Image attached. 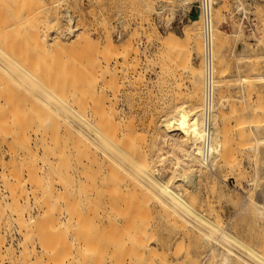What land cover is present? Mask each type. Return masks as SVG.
I'll use <instances>...</instances> for the list:
<instances>
[{"label": "rangeland", "instance_id": "1", "mask_svg": "<svg viewBox=\"0 0 264 264\" xmlns=\"http://www.w3.org/2000/svg\"><path fill=\"white\" fill-rule=\"evenodd\" d=\"M13 1H8L9 3L13 2L12 5L9 4L10 6L5 2L4 6L6 9H4L3 12L1 9L2 6L0 8L3 16L5 15L3 17L5 22L7 21L5 24L3 18L1 19L2 14H0L2 26L10 24L12 21L14 23L11 24L17 23V27H15L16 30H13L15 32L8 30L4 32L3 36L1 35L2 38L0 37L1 47L5 42L3 44L4 48H0L2 52L0 53V200H3V202L0 201L2 203L0 204V264H82L83 261H85L84 264H94L95 261H97V263L95 262L96 264H136L140 260L142 264H187L188 262L190 264H215L217 261L214 262L211 255H213L212 253H214V251L217 253L220 249L230 253L232 264H261L260 259H264V215L259 217L255 213V208L253 206L255 205V201L264 200V178H262L264 177V163L262 162L264 144L261 143V145L257 143V140L260 138L259 136H264V134H262L264 133V80L261 79V77H264V42L262 41L264 39L262 37L264 31V0H216L217 2L214 8L220 7L218 9L219 11L217 10L219 15L216 14L217 11L214 10V12L212 9V13H215L217 17L220 18V36L217 39H220V43L217 41L216 53L218 57L216 56L217 58L214 61L215 70L217 71H215V87L217 88H215L216 107L213 117L216 118L219 141H222H220V144L221 148L224 150L221 148L219 150L215 172L212 174L208 173L209 175H199L195 182V186H192L189 182V177L186 173L181 176L179 175L177 171L179 166L174 162V155H165V159L159 161V156L162 152L163 154L165 153V147L168 149V146L165 145L166 142L163 143V141H165V132H163L161 121L174 116L180 110L192 112L193 109L201 111L199 109L202 108V86H200L202 84V61L200 55L201 39L197 37H194V39H186L183 37L182 32L187 21L185 18V11L190 10L191 15L195 12L194 0H53V2L52 0H39V5L42 4V8L38 6V3L36 5L39 8L35 5L36 0H29L30 3L33 2L34 5L32 3L30 4L29 1L28 4L26 3L27 5H25L26 0H18L19 3H15L17 0ZM21 2L24 4H21ZM16 4L22 5L21 7L27 6L30 12H28V8H26L27 10L24 8L26 11L22 12L20 5L18 6ZM13 5L17 8L15 9ZM10 7L16 12H18L17 9L19 10L21 8L19 14L23 18L27 14L29 15L25 17L27 18L26 20H28V17L32 19L31 13L33 12V16H35L33 19L36 18V20L35 22L31 20L29 24L32 22L34 23L33 25H38L37 30L39 36L37 35L36 37L33 34V36L26 35L29 37V40L28 38L26 39V36L23 37L24 39L20 38L23 44L19 42L21 40H16V37L20 36V34L23 36L25 34L24 32L29 34L30 31L28 32L27 28L32 29L33 25L30 24L32 26L28 27L29 24L26 25V21H23V18L19 15L18 16L21 17L19 19L23 22L19 19L17 20L15 15L16 12H12L13 9L11 10ZM33 7L34 9L37 7L41 11H39V14L37 13L39 16L35 15L38 9L33 11ZM152 8L153 10L151 11ZM12 15L14 16L12 17ZM67 16L71 17L72 22L75 23V28L78 27L75 34L81 32V37L77 35L80 40H85V36H88H86V39H88L85 40L87 43L86 45H89L90 48V51L87 50L90 52L88 55H90L91 52L93 54L89 57H94L98 54V52L95 53L96 55L94 54V51L96 52L97 50H94L93 47L95 46H92L94 45L92 43L96 42L95 45L98 44V47L103 46V35H105L106 32L111 37L113 44L116 43L120 45H118V47L114 45L115 49H119V52L117 50L112 52H118L121 58L113 54L106 69L104 68V73H101V77L94 76L100 74H96V69L94 75L92 74L93 72L88 73L91 67L90 63L91 65L94 64H92V61L90 62L91 58L87 60L89 65L86 64V66L82 64L86 62L85 57H87V51L85 49L82 50V48L87 47L83 46V44H85L84 40H81L82 42L79 40V42L78 39L76 40L75 37H72L73 35L67 36V39H60L62 40L60 42L63 46L64 44L68 46H66V50L69 48L68 51L64 49V52L66 51L64 54L56 48V44L54 45L55 39L49 41L50 38L48 35L52 34V30L55 28H53V25L56 26L57 22L58 24H64ZM14 17L17 22L14 20L11 21ZM19 21L20 25H22L21 30L24 24V27L26 26V28L23 27L25 31L22 30L24 34L22 31L18 32L19 29L17 28L20 27L18 25ZM40 22L42 25H40ZM148 24L156 25L157 33H152ZM47 25L49 28H52L49 29ZM44 26H46L45 29H43ZM146 27L148 28L146 29ZM199 27V31L197 30L198 32H200ZM40 28L42 30H40ZM35 29L36 28H33V31ZM33 31H31V33H33ZM42 31L44 34L47 33L48 35L46 34L47 36L44 37L43 33H41ZM83 33L85 36H83ZM168 33H176L180 36V40H178L180 43L177 42L180 46L176 45L177 48L176 46L171 47L174 48L173 51L172 49H166L162 44L160 46L161 41L158 40L166 38L165 36ZM149 34L150 36H148ZM4 35L8 40H4ZM40 35H42V39ZM156 37L160 38L157 39ZM14 40L16 42L18 41L17 45L16 43L15 45L13 44ZM73 41H76V43L78 41L79 44H81L79 45L81 49H78L79 46L76 47L78 50H82L81 52L74 50L76 45ZM43 43H45L44 47ZM73 43L75 46H73ZM37 44H39L38 50L41 49L39 50V55L37 53L38 50L36 51ZM68 44H70V46ZM90 44H92V48ZM125 44L128 45L125 46ZM49 45L52 47L50 48ZM122 46H124V48ZM53 47L55 49H53ZM42 48H48L51 51ZM7 50L8 52H6ZM33 50V55L27 54V52L30 53ZM54 50L56 51L54 52ZM69 51L72 53L69 54L70 57L73 55V57H71L73 60L67 54ZM4 52L6 54H4ZM74 52H76V54H73ZM82 52H85V54H82ZM60 53L62 54L61 56ZM124 53L129 54L124 55ZM160 55L161 57H159ZM182 55L185 56V58H183ZM63 56L66 57L68 62L62 60ZM77 56L79 59H76ZM125 56L126 58H124ZM82 57L84 59H82ZM113 57H115L116 60H114ZM74 60H78V62ZM121 60L122 62H120ZM178 60L179 63H177ZM113 62H117L115 66ZM215 62L217 65H215ZM81 65L83 67L80 68ZM39 67L42 68L39 69ZM93 67L96 68V64L91 67V71L92 69L94 70ZM191 67L194 70H192ZM21 68L22 70H20ZM83 68L87 69L86 71L88 72L86 73ZM116 69L118 71H115ZM37 70L41 72L40 77V72ZM56 71H58V73ZM107 71H115L112 72L115 75ZM84 72L83 81V78L81 80L80 78ZM80 73L81 75H78ZM200 73L201 75H199ZM70 74L73 75L71 76ZM89 74H91V77ZM87 76L89 79H87ZM243 77L246 78L247 81L245 79L243 80ZM17 78H20V80ZM76 79H78L77 82L73 83ZM85 79L87 81H85ZM104 80L107 82L105 83ZM43 81L47 82V84ZM66 82L68 84H65ZM87 82L91 84H88L89 88ZM73 84L77 85L79 88L76 90ZM82 85H84L85 88ZM93 85L94 88L92 87ZM177 86L180 88L178 89ZM101 88H103L104 91H102ZM80 89L83 96L78 93ZM98 89H100V91ZM89 92H91V94ZM97 93L99 95L104 93V95L101 94V98V95L99 96ZM179 93L181 94L180 96ZM78 94L80 98L82 96L80 99L81 101L79 100ZM89 94L94 98L92 99V96L89 98ZM72 95H76L75 98H73ZM40 96L43 98L40 99ZM103 97H105L106 100H101V102L100 99H104ZM83 98H85V101H83ZM107 98L109 100H107ZM5 99H7V102ZM90 99H92V101ZM112 101L113 103L115 102V105ZM78 103L82 104L79 105ZM192 103L193 105H190ZM8 106L12 107V109ZM81 106L86 107L83 109L84 111H88L93 107V113L96 111L95 113L97 115L101 112L100 110L107 109V111L104 112L105 117L107 115L108 118L114 120H109L111 124L108 122V126L111 125L109 129H112L111 131L109 130V133H114V131L116 129L118 130V127H120V131L118 130L119 132H117V130L115 131V133H117L116 137L120 136L127 140L125 144H128L127 146H129V148H127L130 149V154L133 153V156L136 154V158L138 159V154L141 156V153L144 152V158L151 161L150 166L152 169L158 170L160 174H158V176L163 177L171 187L179 185L181 193L183 192L182 197L188 202L194 213L210 221L217 229H222L231 234L235 237L237 242L228 243L223 238L219 239L220 234L218 231H215L216 233L213 232L214 230H211L206 224L201 223L202 221H199L195 216L186 213L184 210L164 204L160 196H157V194H155V196L149 190H146V192H139L140 194H145L144 196L142 194V196H139V193L137 194L138 189L135 190V199L141 201L143 197L142 203L140 201L139 203L142 206L144 204V206L142 208L136 201L134 206L136 208L141 207V209L138 208L137 211L136 208H134L137 212L136 213L134 210V214L141 212L138 215H132L130 219L126 217L129 216V212L126 213V215L123 214L125 217L119 215L117 217L113 216L114 218L101 213L103 206H100L101 204L104 205L105 201V199H103L105 195L102 194L104 192V185L99 189V193L94 195L91 199L92 201L90 200L91 203L80 204L77 197L78 192H74L77 188L74 161V155L76 154H74V151L77 147V142L74 140L77 139L75 130L76 111H78L77 108H81ZM5 107L8 108V110ZM117 112L118 115H116ZM118 118H120V120ZM129 119H132L133 122ZM237 119L238 123L236 122ZM61 120L64 122L65 126L63 130L66 129L67 131V128H69L70 132H67L70 133L69 135L71 137L65 130L64 132L62 131L61 127L63 126V122ZM127 120L130 122L127 123ZM60 121L62 122V126ZM115 121L116 124H119H117V128L112 126L115 124ZM22 122L28 126L24 125ZM257 122H259V124ZM236 123L238 126H236ZM126 124L131 126L129 129H133V132L126 129L128 128ZM39 125L42 126L43 133H40L42 129H38V127H40ZM113 127L115 130H113ZM258 128L259 130H257ZM257 132H259V134ZM112 133L111 135L114 136L115 133L114 135ZM247 139L249 140L247 141ZM125 144L124 147L126 146ZM42 149L45 150L42 151ZM128 149L127 151H129ZM130 154L128 153V157ZM175 154L179 155L178 151H176ZM141 158L143 159V157ZM261 174L262 176H259ZM129 175L132 180H135V174L132 175L130 173ZM210 175H213V177ZM183 176L187 177L184 181ZM258 192L259 194L262 193L263 196H261L262 194L259 196L257 194ZM64 193L66 194L63 196ZM95 198L97 201L100 200L98 202L99 205H97ZM55 199L58 201L56 202ZM60 199L66 201L67 204ZM43 200L52 201H45L47 205L43 204V206H41L42 203H44ZM17 201L19 202L17 205L19 207L21 206L20 208L12 205L15 202L18 203ZM53 201H55L54 204ZM5 202L7 204L13 202L9 204L13 210L10 208L8 209V205L5 206ZM155 203L157 204L155 205ZM48 204L51 206L49 207ZM95 205H97V208H94L96 207ZM46 206H48L49 209ZM86 206L88 208L91 207V209L88 210H93V212H88ZM18 209H21V211ZM10 210H12V212L16 211V213L21 212L22 214L14 215L11 214ZM64 212L68 215H65ZM146 213L149 215L147 216ZM70 216L71 218H69ZM139 217L142 219H139ZM133 225H135V228ZM143 228L145 231L142 230ZM11 239H13L12 242H10ZM11 243L13 244L10 246ZM24 246H26L24 248L26 252L29 250L27 253L25 250H23L24 252L22 251V247ZM244 247L253 249L254 254L258 257H254L253 255H251V257ZM124 248L125 250H123ZM89 251L90 253H88ZM87 254H89V258ZM91 255H95L96 259H94L95 256L92 257ZM135 256L138 259H136ZM214 257H216V255H214Z\"/></svg>", "mask_w": 264, "mask_h": 264}, {"label": "bare ground", "instance_id": "2", "mask_svg": "<svg viewBox=\"0 0 264 264\" xmlns=\"http://www.w3.org/2000/svg\"><path fill=\"white\" fill-rule=\"evenodd\" d=\"M4 0H0V8H1V6H2V12H3V10L4 9H6V7L4 6V4H5V2L6 3H8L7 5H9V4H11L12 5V3L14 2L13 0V2L11 3H9L8 1H4ZM28 1L29 0H26V2H25V5H27L28 4ZM33 1H35V0H33ZM39 0H36V3H35V5L38 3V6H41V8H42V4L41 5H39V2H38ZM44 1V0H43ZM47 1H49V0H47ZM18 2V0L17 1H15V3H17ZM52 2H53V0H52ZM120 2V1H119ZM181 2V1H180ZM216 0H211V3H212V8H211V21H210V48H209V50H208V54L206 53V48H205V46H204V43H203V34H202V23H201V16H200V13H199V9H198V0H194V11H195V13H196V15L194 16V15H191L190 14V10L188 11H185V18H186V23H185V28L183 29V37H185L186 39L188 38H193L194 39V37H197V38H200L201 39V61H202V84L200 85V86H202V108L201 109H199V110H201V111H198V110H195V109H193V110H195V111H193L192 110V108H191V110H192V112H190V111H188V110H180V111H178L174 116H172V117H169V118H167V119H164V120H162L161 121V125H162V129L164 130L163 132H165V134H164V140L165 141H163V143H165L166 142V144L165 145H167L168 146V149H166V147H165V153L163 154V152H162V154L159 156V161H161V160H163V159H165V155H168V154H172V155H174L175 156V158H173V159H175V161L174 162H176L175 164H177L178 166H179V168L177 169V171H178V173H179V175L181 176L182 174H187L188 175V177H189V182L192 184V186H195V182H196V180H197V177H199V175H202V174H204V175H209L210 173L212 174V173H214L215 172V166L217 165L216 164V160H217V158H218V156H219V150H220V148H221V144H220V141H219V136H218V129H217V123H216V118L215 117H213L214 116V111H215V88H217V87H215V74H216V70H215V66H214V61L216 60V58L218 57L217 56V49H216V44L218 45V43H217V41H219V40H217L218 38H219V36H220V28H219V19L220 18H218L217 17V15H219V8L217 7H215L214 8V5L216 4ZM223 2V1H222ZM19 3V2H18ZM23 2H21V4H22ZM27 3V4H26ZM29 3H30V1H29ZM32 4H33V2H31ZM30 3V4H31ZM44 3V2H43ZM151 3V2H150ZM184 3V2H183ZM191 3V2H190ZM24 4V3H23ZM46 4V3H45ZM15 5V4H14ZM13 5V7L16 9L17 7L16 6H14ZM16 5H20V4H16ZM34 5V4H33ZM67 5V4H66ZM186 5V4H185ZM10 6V5H9ZM22 5H20V7H21ZM37 6V5H36ZM37 6V7H38ZM165 6V5H164ZM3 7H5V8H3ZM19 7V8H20ZM29 7H30V5H29ZM35 7V6H34ZM34 7H33V9H34ZM35 8L36 10L39 8ZM44 7H46V6H44ZM51 7V6H50ZM163 7V6H162ZM189 7V6H188ZM192 7V6H191ZM22 8V12H24V11H26L27 9L26 8H28L27 6H24V7H21ZM21 8L18 10L17 9V11L18 12H16L13 8V11L12 12H16V17H17V20L19 19V18H21L22 16L19 14L20 12H21ZM26 10H25V9ZM40 8V9H41ZM160 8V7H159ZM173 8V7H172ZM10 9H11V7H10ZM11 9V10H12ZM35 9L33 10V11H35ZM77 9V8H76ZM212 9H213V11L215 10V11H217L216 12V14L215 13H212ZM46 10V9H45ZM153 10V8L151 9V11ZM159 10V9H158ZM9 11V10H8ZM38 11V12H37ZM36 11V13H35V15L37 16L38 14H39V9ZM139 11V10H138ZM214 11V12H215ZM11 12V13H12ZM28 12H30L29 11V8H28ZM27 12V13H28ZM31 12H32V10H31ZM41 12V11H40ZM154 12V11H153ZM157 12V11H156ZM7 13V12H6ZM13 13V14H14ZM38 13V14H37ZM189 13V14H188ZM0 14H2V16H1V19L5 16H3V13H1V11H0ZM30 14V13H29ZM32 14V19L30 18L29 19V17H28V20H26L27 18H25V17H27V15L26 16H24V18H23V21L25 20L26 21V25L27 24H29V22L32 20V22L34 21L35 22V20H36V18L35 19H33V17H35V16H33V12L31 13ZM31 14H30V17H31ZM21 16V17H19V16ZM40 15H42V14H40ZM14 15H12V17H13ZM29 16V15H28ZM39 16V15H38ZM66 16V15H65ZM8 17V16H7ZM41 17V16H40ZM6 18V17H5ZM46 18H48V17H46ZM1 19H0V22H1ZM11 19V18H10ZM40 19V18H39ZM142 19H143V17H142ZM3 20H4V18H3ZM12 20H14V21H16L17 22V20H16V18L14 17L13 19H11V21ZM20 21H21V19H19ZM41 20V19H40ZM51 20V19H50ZM65 20V19H64ZM20 21H19V28H17V29H19V31L18 32H20V31H22V30H24L25 31V29L24 28H26V26L24 27V25H23V27H22V30H21V26L22 25H20ZM23 21H21V22H23ZM27 21H28V23H27ZM38 21V20H37ZM86 21V20H85ZM138 21H139V19H138ZM137 21V22H138ZM142 21V20H141ZM146 21V20H145ZM260 21V20H259ZM4 22H5V20H4ZM30 23V24H34V23ZM43 22V21H42ZM62 22V21H61ZM147 22V21H146ZM7 23V21L5 22V24ZM11 23H14L13 21L12 22H10V24H8V25H5V26H2V22L0 23V37L2 38V36H3V34H4V32H7L8 30H12V32H15V31H13L14 29L16 30V28L15 27H17L16 26V24H11ZM39 23V22H38ZM147 23H149V22H147ZM146 23V24H147ZM153 23V22H152ZM29 24V26L28 27H31L32 25H30ZM46 24V23H45ZM75 23H73L72 22V19H71V17L70 16H67L66 17V21H65V23L64 24H58V22H57V25H56V22H55V25L56 26H54L53 25V33L52 34H47L48 35V37L50 38L49 39V41H52V40H54V45L56 46V48L57 49H59L60 51H62L63 52V54L64 53H66V51H68L69 50V48H68V50H66L67 49V47L65 46V44H64V46H63V44H61V42L60 41H62V40H60V39H63V38H65V39H67L68 37L67 36H72L73 38L75 37V39L77 40L78 39V41L80 40L78 37L80 36V33L79 34H75V32L77 31V28H75V25H74ZM81 24V23H80ZM102 24V23H101ZM4 25V24H3ZM40 25H42L41 24V22H40ZM35 26V27H34ZM80 26V25H79ZM148 26L150 27V30L152 31V33L153 32H156L157 33V28L154 26V25H152V24H148ZM183 26V25H182ZM200 26V27H199ZM42 27V26H41ZM45 27L46 26H44V28L43 29H45ZM47 27H48V25H47ZM198 27L200 28V32H198L199 30H198ZM33 28H36L35 30H37V28H38V25L36 26V25H33L32 26V29H29V28H27V30H28V32H29V34H31V35H29V34H27V32H24L23 33V31H22V33L24 34L23 36H21V34H20V36H18V37H16V40L18 39V40H21V39H24L23 37L24 36H33V35H35L36 37H37V35L39 36V34H38V30L37 31H33ZM49 28V27H48ZM47 28V29H48ZM52 27H50L49 29H51ZM123 28V27H122ZM139 28V27H138ZM143 28V27H142ZM148 27H146V29H147ZM83 29V28H82ZM40 30H42L41 28H40ZM105 30V29H104ZM123 30H124V28H123ZM198 30V31H197ZM264 30V29H263ZM31 31H33V33H31ZM46 31V30H45ZM79 31V30H78ZM81 31V30H80ZM146 31V30H145ZM106 32V31H105ZM133 32V31H132ZM147 32V31H146ZM9 33V32H8ZM16 33H17V31H16ZM37 33V34H36ZM41 33H43V31L41 32ZM156 33H154V34H156ZM13 34V33H12ZM33 34V35H32ZM46 34H44L43 33V35H44V37L45 36H47ZM89 34V33H88ZM147 34H148V32H147ZM151 34V33H150ZM150 34L148 35V36H150ZM219 34V35H218ZM2 35V36H1ZM13 35H16V34H13ZM12 35V36H13ZM77 35H79L78 37H77ZM134 35V34H133ZM156 35H158V34H156ZM263 36V38H264V31H263V34H262ZM10 36H11V34H10ZM26 36V39L28 38V40H29V37H27ZM41 36V39H42V35H40ZM83 36H85L84 35V33H83ZM82 36V37H83ZM87 36V35H86ZM86 36H85V40H87L86 39ZM35 37V38H36ZM77 37V38H76ZM81 37V36H80ZM88 37V36H87ZM103 37H104V45L103 46H100V47H98V44H96L95 45V43H92V44H94V45H92V44H90V46L92 45V46H95V47H93L94 48V50H97L96 52L94 51V54L95 53H97L98 52V54L96 55V56H92V57H89V56H91V55H93L92 54V52H91V54L90 55H88V53H90V52H88L87 50H89L90 48H89V45L87 46L86 44V41L84 40V39H81V40H84L85 41V44H83V46H87L86 48H88V49H86V48H82V50L83 49H85L86 51H87V53H86V56L87 57H85V55H84V57H85V63H82V64H84V65H89V63H87L88 61V59L90 60V58H91V60H90V62L92 61V64L93 65H95L96 64V68H94V70L92 69V71H91V67L93 66V65H91V63H90V71L88 72V71H86L87 69H85V68H83V69H85V71H86V73L88 72V73H92L93 75L95 74L94 72L96 71V74L97 73H100V74H98V75H94L95 77H97V76H99V77H101V73H104V68L106 69V67H107V65L109 64V61L111 60V56H113V54H115L116 55V57L118 56V57H120L119 56V49L117 50V49H115V47H118V45L115 43V44H113V41H112V39H111V37L109 36V34L106 32L105 33V35H103ZM166 38H164V37H162V38H164V39H162V40H160V39H158V38H160V37H156L159 41H161V43L160 42H158V43H160V46H161V44L166 48V49H172V51L174 50V48H171V47H173V46H176V45H179V44H177V42L178 43H180L178 40H180V36H178L176 33H168L166 36H165ZM182 37V38H183ZM3 38H5V35H4V37ZM12 38V37H11ZM21 38V39H20ZM35 38H33V39H35ZM127 38V37H126ZM126 38H125V40H126ZM220 38H222V37H220ZM224 38V37H223ZM25 39V40H26ZM32 39V38H31ZM40 39V38H39ZM38 39V40H39ZM40 39V40H41ZM74 39V40H75ZM192 39V40H193ZM259 39V38H258ZM4 40H8V39H4ZM45 40V39H44ZM44 40H42V41H44ZM73 40V39H72ZM80 40V41H81ZM101 40V39H100ZM103 40V39H102ZM128 40V39H127ZM148 40H150V39H148ZM262 40V39H261ZM31 41V40H30ZM42 41H41V44H42ZM77 41V43H78V45H77V43H76V41H73L74 43H75V45H74V43H73V46H75V49L74 50H78V49H81L80 48V46L79 45H81V44H79V42ZM90 41V40H89ZM213 41H214V43H213ZM226 41V40H225ZM263 42H264V39L262 40ZM18 42V41H17ZM17 42L14 40V45H15V43H16V45H17ZM20 43H22V40L21 41H19ZM27 42V41H26ZM35 42V41H34ZM40 42V41H39ZM38 42V43H39ZM46 42V41H45ZM47 42H48V40H47ZM47 42H46V44H47ZM82 42V41H81ZM153 42V41H152ZM188 42V41H187ZM190 42V41H189ZM200 42V41H199ZM5 43V42H4ZM3 43V44H4ZM19 43V44H20ZM30 43V42H29ZM50 43V42H49ZM63 43V42H62ZM72 43V42H71ZM70 43V44H71ZM84 43V42H83ZM139 43V42H138ZM149 43V42H148ZM219 43H220V41H219ZM2 44V47H1V45H0V48H4L3 45ZM6 44H7V42H6ZM5 44V45H6ZM23 44V43H22ZM27 44V43H26ZM36 44V43H35ZM34 44V45H35ZM70 44H68L69 46H70ZM122 44V43H121ZM213 44H214V48H213ZM31 45V44H30ZM38 45L39 44H37V49H36V51L38 50ZM44 45H45V43H43V47H44ZM51 45V44H50ZM50 45H49V47H50ZM100 45V44H99ZM114 45H117V46H115L114 47ZM128 45V44H127ZM126 44H125V46H127ZM8 46V45H7ZM33 46V45H32ZM77 46H79V48L77 49L76 47ZM92 46H91V48H92ZM120 46V45H119ZM136 46V45H135ZM162 46V47H163ZM180 46V45H179ZM9 47V46H8ZM8 47H7V49H8ZM35 47V46H34ZM52 47V46H51ZM50 47V48H51ZM72 47V46H71ZM82 47V46H81ZM123 48H124V46H122ZM163 47V48H164ZM21 48V47H20ZM123 48H122V50H123ZM176 48H177V46H176ZM25 49V48H24ZM24 49H23V51H24ZM42 49H45V48H42ZM48 49V48H47ZM47 49H45V50H47ZM53 49H55L54 47H53ZM64 49L66 50L65 52H64ZM73 49H71V50H73ZM114 49V50H113ZM133 49H134V47H133ZM132 49V50H133ZM135 49H136V47H135ZM162 49V48H161ZM180 49V48H179ZM1 50V49H0ZM4 50V49H3ZM29 50H31V49H29ZM35 50V49H34ZM34 50L33 51H31L30 53L29 52H27V54H31V55H33L32 54V52L34 53ZM39 50H41V49H39ZM39 50H38V55H39ZM44 50V51H45ZM82 50H78V52H81ZM118 51L117 53H115V52H112V51ZM177 51H179L178 49H176ZM183 50V49H182ZM25 51H26V49H25ZM43 51V50H42ZM41 51V52H42ZM48 51H51L50 49H48ZM56 50H54V52H55ZM59 51V52H60ZM90 51V50H89ZM165 51V50H164ZM181 51V50H180ZM6 52H8V50L6 51ZM16 52V51H15ZM124 52H125V50H124ZM132 52H134V51H132ZM162 52V51H161ZM182 52V51H181ZM0 53H2L1 51H0ZM24 53V52H23ZM22 53V54H23ZM43 53H46V52H43ZM42 53V54H43ZM51 53V52H50ZM57 53V52H56ZM85 54V52H82V54ZM110 53H112V54H110ZM120 53H122V52H120ZM126 53V52H125ZM124 53V55H127V54H129V53H127V54H125ZM175 53V52H174ZM198 53H199V51H198ZM4 54H6L5 52H4ZM36 54V53H35ZM41 54V55H42ZM67 54L69 55V54H72V53H70V51H69V53L67 52ZM73 54H76V52H74ZM79 54V53H78ZM77 54V55H78ZM185 54V53H184ZM197 54V53H196ZM9 55V54H8ZM49 55V54H48ZM55 55V54H54ZM62 54L60 53V56H61ZM80 55H81V53H80ZM114 55V56H115ZM136 55V54H135ZM161 55H162V53H161ZM161 55L159 56V57H161ZM177 55V54H176ZM6 56V55H5ZM76 56V55H75ZM74 56V57H75ZM82 56V55H81ZM81 56H80V58H81ZM121 56H123V55H121ZM217 56V57H216ZM9 57V56H8ZM13 57V56H12ZM65 56H63V58H62V60L64 61V60H66L67 61V59H66V57L64 58ZM69 57H70V55H69ZM71 57H73V55L71 56ZM70 57V58H71ZM78 57V56H77ZM76 57V59H79V57L77 58ZM89 57V58H88ZM182 57L183 58H185V56H183L182 55ZM18 58V57H17ZM17 58H14V59H17ZM21 58V57H20ZM19 58V59H20ZM68 58V57H67ZM114 58V60H116V58L115 57H113ZM121 58V57H120ZM123 58V57H122ZM124 58H126V56L124 57ZM134 58V57H133ZM173 58V57H172ZM176 58V57H175ZM179 58H180V55H179ZM21 59H23V58H21ZM60 59V58H59ZM69 59V58H68ZM72 60H73V58H71ZM71 59H70V61H71ZM82 59H84L83 57H82ZM81 59V60H82ZM178 59V58H177ZM9 60H10V58H9ZM185 60V59H184ZM13 61H15V60H13ZM17 61H19V60H17ZM61 61V60H60ZM74 61H77L78 62V60H74ZM94 61V62H93ZM172 61V60H171ZM12 62V61H11ZM20 62V61H19ZM68 62V61H67ZM81 62V61H80ZM118 62V61H117ZM117 62H115V63H117ZM120 62H122V60L120 61ZM126 62V61H125ZM181 62V61H180ZM186 62V61H185ZM254 62V61H253ZM64 63V62H63ZM114 63V62H113ZM115 63H114V66H115ZM174 63V62H173ZM177 63H179V60L177 61ZM183 63V62H182ZM218 63V62H217ZM4 64V63H3ZM12 64V63H11ZM23 64V63H22ZM127 64V63H126ZM125 64V65H126ZM1 65V64H0ZM25 65V64H24ZM36 65V64H35ZM67 65V64H66ZM70 65V64H69ZM78 65H79V63H78ZM86 65V66H87ZM121 65V64H120ZM177 65V64H176ZM215 65H217L216 64V62H215ZM19 66V65H18ZM28 66V65H27ZM26 66V67H27ZM33 66V65H32ZM37 66V65H36ZM13 67H14V65H13ZM17 67V66H16ZM15 67V68H16ZM34 67V66H33ZM38 67V66H37ZM73 67H75V66H73ZM79 67V66H78ZM81 67H83L82 65L80 66V68ZM128 67H129V65H128ZM133 67V66H132ZM20 68V67H19ZM23 68V67H22ZM22 68L20 69V70H22ZM28 68V67H27ZM26 68V69H27ZM40 68H42V67H39V69ZM66 68V67H65ZM64 68V69H65ZM114 68H116V67H114ZM126 68V67H125ZM136 68V67H135ZM176 68H178V67H176ZM192 68V67H191ZM24 69V68H23ZM33 69V68H32ZM36 69V68H35ZM59 69H61V68H59ZM68 69V68H67ZM66 69V70H67ZM72 69V68H71ZM77 69V68H76ZM82 69V70H83ZM96 69V70H95ZM108 69V68H107ZM110 69V68H109ZM119 69V68H118ZM3 70H4V68H3ZM78 70V69H77ZM102 70H103V72H102ZM111 70H113V69H111ZM129 70V69H128ZM170 70V69H169ZM174 70H176V69H174ZM184 70V69H183ZM192 70H194L193 68H192ZM199 70V69H198ZM9 71V70H8ZM24 71H25V69H24ZM38 71V70H37ZM43 71V70H42ZM79 71H80V69H79ZM115 71H118L117 69L115 70ZM115 71H110L111 73L112 72H115ZM127 71V70H126ZM188 71V70H187ZM196 71V70H195ZM216 71V72H215ZM23 72V71H22ZM26 72V71H25ZM38 72H40V71H38ZM57 73H58V71H56ZM67 72V71H66ZM83 72V71H82ZM105 72H106V70H105ZM107 72H109V71H107ZM109 72V73H110ZM132 72H134V71H132ZM196 72H198V71H196ZM199 72H201V71H199ZM219 72H220V70H219ZM2 73V72H1ZM10 73V72H9ZM27 73V72H26ZM34 73V72H33ZM36 73V72H35ZM71 73V72H70ZM78 73V72H77ZM77 73H74V74H77ZM125 73V72H124ZM168 73V72H167ZM166 73V74H167ZM29 74V73H28ZM38 74V73H37ZM43 74V73H42ZM69 74V73H68ZM83 75L81 76V78H80V80L84 77V74H85V72L84 73H82ZM107 74V73H106ZM113 74V73H112ZM133 74V73H132ZM139 74V73H138ZM164 74V73H163ZM162 74V75H163ZM7 75H9V74H7ZM34 75H36V74H34ZM40 75H41V72H40V74H39V77H40ZM71 76L73 75V74H70ZM78 75H81V73L80 74H78ZM91 74H89V76H90ZM113 75H115V74H113ZM112 75V76H113ZM119 75V74H118ZM126 75V74H125ZM137 75V74H136ZM140 75V74H139ZM199 75H201V73L199 74ZM246 75V74H245ZM14 76V75H13ZM24 76V75H23ZM22 76V77H23ZM32 76V75H31ZM37 76V75H36ZM46 76V75H45ZM86 76V75H85ZM166 76V75H165ZM8 77V76H7ZM26 77V76H25ZM27 77H29V76H27ZM73 77H75V76H73ZM79 77V76H78ZM88 77V76H87ZM91 77V76H90ZM106 77V76H105ZM111 77V76H110ZM109 77V78H110ZM246 77V76H245ZM16 78V77H15ZM31 78V77H30ZM29 78V79H30ZM59 78V77H58ZM58 78H57V80H58ZM112 78V77H111ZM110 78V79H111ZM114 78V77H113ZM124 78V77H123ZM18 79V78H17ZM22 79V78H21ZM28 79V80H29ZM32 79V78H31ZM40 79V78H39ZM87 79H89V77L87 78ZM92 79H94V78H92ZM141 79H142V77H141ZM168 79V78H167ZM172 79H173V77H172ZM178 79H179V77H178ZM241 79V78H240ZM243 80L245 79L246 80V78H242ZM257 79H259V78H257ZM261 79L262 80H264V77H261ZM18 80H20V78L18 79ZM46 80V79H45ZM67 80V79H66ZM77 80L78 79H76V81L75 82H73V83H76L77 82ZM80 80H79V82H80ZM91 80V79H90ZM101 80V79H100ZM242 80V81H243ZM3 81V80H2ZM4 81H5V78H4ZM11 81V80H10ZM25 81V80H24ZM31 81V80H30ZM33 81V80H32ZM36 81V80H35ZM68 81V80H67ZM83 81H84V78H83ZM82 81V82H83ZM85 81H87L86 79H85ZM92 81V80H91ZM95 81V80H94ZM105 81V83L107 82L106 80H104ZM113 81V80H112ZM133 81V80H132ZM136 81V80H135ZM134 81V82H135ZM141 81V80H140ZM192 81H193V79H192ZM217 81V80H216ZM247 81V80H246ZM19 82V81H18ZM29 82V81H28ZM43 82H45V81H43ZM59 82V81H58ZM61 82V81H60ZM97 82V81H96ZM109 82V81H108ZM175 82V81H174ZM179 82V81H178ZM194 82V81H193ZM7 83V82H6ZM21 83H22V81H21ZM46 84H47V82H45ZM102 83V82H101ZM170 83V82H169ZM195 83V82H194ZM5 84V83H4ZM4 84H3V86H4ZM9 84V83H8ZM25 84V83H24ZM40 84V83H39ZM44 84V83H43ZM65 84H68L67 82L65 83ZM79 84V83H78ZM91 85L90 83H88L87 82V85ZM96 84V83H95ZM134 84V83H133ZM193 84V83H192ZM41 85V84H40ZM74 85V84H73ZM86 85V86H87ZM89 85H88V88H89ZM119 85V84H118ZM132 85V84H131ZM138 85V84H137ZM199 85V84H198ZM2 86V87H3ZM6 86H8V85H6ZM16 86V85H15ZM24 86V85H23ZM44 86H45V84H44ZM83 87H84V85H82ZM96 86V85H95ZM100 86V85H99ZM108 86V85H107ZM130 86V85H129ZM136 86V85H135ZM179 86V85H178ZM177 86V87H178ZM5 87V86H4ZM9 87H10V85H9ZM43 87V86H42ZM74 87H76V90H77V88H79V87H77V85H74ZM80 87H81V85H80ZM93 88H94V85L92 86ZM102 87V86H101ZM192 87V86H191ZM28 88V87H27ZM48 88V87H47ZM85 88V87H84ZM92 88V89H93ZM100 88V87H99ZM134 88V87H133ZM180 87H178V89H179ZM183 88H185V87H183ZM4 89V88H3ZM46 89V88H45ZM72 89V88H71ZM90 89H91V87H90ZM102 89V91H104V89L103 88H101ZM163 89V88H162ZM162 89H161V91H162ZM167 89V88H166ZM53 90V89H52ZM99 91H100V89H98ZM149 90V89H148ZM171 90V89H170ZM78 91H80V92H78V93H80V94H82V96H83V93H81V89L80 90H78ZM88 91V90H87ZM91 91V90H90ZM188 91V90H187ZM53 92H54V90H53ZM131 92V91H130ZM134 92V91H133ZM149 92V91H148ZM158 92H159V90H158ZM179 92V91H178ZM58 93V92H57ZM90 94H91V92H89ZM94 93H95V90H94ZM88 94V93H87ZM89 94V95H90ZM96 94V93H95ZM98 94V93H97ZM102 95H104V93H101ZM100 94V95H101ZM160 94V93H159ZM163 94V93H162ZM167 94V93H166ZM79 95V94H78ZM99 95V94H98ZM99 95V96H100ZM102 95H101V98H102ZM169 95V94H168ZM181 94L179 93V96H180ZM39 96V95H38ZM43 96H45V95H43ZM73 96V95H72ZM76 96V95H75ZM75 96H73V98H75ZM82 96H81V98H82ZM92 95H90V96H88L89 98L91 97ZM99 96H98V98H99ZM130 96V95H129ZM177 96H178V94H177ZM51 97V96H50ZM59 97H60V95H59ZM63 97V96H62ZM78 97V96H77ZM76 97V98H77ZM106 97V96H105ZM105 97H103L104 99H100V101L101 100H106L105 99ZM189 97V96H188ZM6 98V97H5ZM8 98V97H7ZM43 98V97H42ZM41 98V96H40V99H42ZM80 98V95H79V100L81 99ZM92 99L94 98L93 96L91 97ZM97 98V97H96ZM201 98H199V99H201ZM9 99L11 100V98L9 97ZM38 99V98H37ZM60 99H61V97H60ZM92 99H90L91 101H92ZM192 99V98H191ZM76 100V99H75ZM97 100V99H96ZM107 100H109L108 98H107ZM127 100V99H126ZM176 100V99H175ZM196 100V99H195ZM5 101L7 102V99H5ZM9 101V100H8ZM44 101V100H43ZM42 101V102H43ZM81 101V100H80ZM83 101H85V98H83ZM83 101H82V103H83ZM117 101V100H116ZM134 101V100H133ZM156 101V100H155ZM96 102V101H95ZM102 102V101H101ZM130 102V101H129ZM175 102V101H174ZM198 102V101H197ZM9 103V102H8ZM82 103H80V104H82ZM107 103V102H106ZM111 103V102H110ZM109 103V104H110ZM112 103H113V101H112ZM115 103V102H114ZM113 103V104H114ZM189 103V102H188ZM10 104V103H9ZM79 104V103H78ZM77 104V105H78ZM79 104V105H80ZM163 104V103H162ZM198 104V103H197ZM197 104H195V105H197ZM45 105V104H44ZM73 105V104H72ZM107 105V104H106ZM105 105V106H106ZM115 105V104H114ZM133 105V104H132ZM131 105V106H132ZM190 105H193V103L192 104H190ZM7 106V105H6ZM64 106V105H63ZM67 106V105H66ZM76 106V105H75ZM91 106V105H90ZM93 106V105H92ZM104 106V107H105ZM177 106V105H176ZM199 106V105H198ZM9 107V106H8ZM89 107V106H88ZM108 107V106H107ZM112 107V106H111ZM162 107V106H161ZM6 108V107H5ZM10 109H12V107H9ZM82 108V109H81ZM81 108L79 107V108H77V110L78 111H76V119H75V125H76V137H77V139L76 140H74V141H76L75 143H76V146H74V147H76V149H75V151H74V156H75V158H74V161H75V178H76V184H77V188H76V191H74L75 193L76 192H78V199H79V202H80V204H82V203H89L90 202V200L94 197V195H96V194H98L99 193V189L100 188H102L103 187V185H104V192L102 193V194H104L105 196V198L103 197V199H105V201H104V205H102L101 204V206L100 207H102V214L104 213L105 215H108V216H111V217H117V216H121V215H123V214H125L126 215V213H128L129 214V216H126V217H129V219H130V217L133 215H135L137 212H136V210L138 209V208H140L141 209V207L143 208V206H144V204H143V206L139 203V201H137L135 198H136V194L134 195V192H135V190H137L138 189V192H137V194L139 193V192H146V190H149L151 193H153L154 195L155 194H157V196H160L162 199H163V201H164V204H166V205H170V206H174V207H178V208H180V209H182V210H184L186 213H188V214H191V215H193V216H195L199 221H202L201 223H204V224H206V226H208V228H210L211 230H214L213 232H217L218 231V233L220 234V236H219V239H224L226 242H228V243H231V242H237V240L235 239V237H233L231 234H229V233H227L226 231H223L222 229V231L221 230H219V229H217L215 226H214V224H212L210 221H208V220H206V219H203V217L201 218L199 215H197V213H194V211L192 210V208H191V206L188 204V202L182 197V193H181V190L179 189V185H175V186H173V187H171L168 183H167V181H165L164 179H163V177H161V176H158V170H154V169H152V167L150 166L151 165V161H148L149 159H146V158H144V152L143 153H141V156H140V154H138V152H137V154L139 155V156H137L138 157V159L136 158V154H134V156L132 155L133 153H131L130 154V149H128L129 148V146H127L128 144H125V142L127 141V140H125L124 138H121L120 136V139H119V137H116V135H117V133H115V131L117 130H115V128H117L116 126H118L117 124H116V121L114 122L115 124L114 125H112V126H114L113 127V130H115L114 131V133H115V135H114V133H112L114 136H112L111 135V133H109V127H111V125L110 126H108L109 125V123L111 124V122H109V120H111V118H108V116L106 115V117H105V114H104V112L105 111H107V109L106 110H100L99 112L101 113H99V115H97L95 112L96 111H94V113H93V107L92 108H90V110H88V111H84L83 109L84 108H86V107H82L81 106ZM88 108V109H89ZM97 108V107H96ZM101 108H102V105H101ZM143 108V107H142ZM154 108V107H153ZM7 110H8V108H6ZM70 109V108H69ZM98 109V108H97ZM126 109V108H125ZM208 109V111L210 110V121H211V126H212V137H211V151H212V156H211V158L209 159V161L208 162H206V161H203V159L201 158V141H202V125H203V119H204V117H205V113H206V110ZM95 110V109H94ZM109 110H110V108H109ZM111 110H112V108H111ZM116 110V109H115ZM120 110V109H119ZM133 110V109H132ZM157 110V109H156ZM116 111H118V110H116ZM124 111V110H123ZM69 112V111H68ZM114 112V111H113ZM129 112V111H128ZM158 112V111H157ZM66 113V112H65ZM106 113H108V112H106ZM110 113H111V111H110ZM159 113V112H158ZM111 115H112V113H111ZM116 115H118V112L116 113ZM218 115H219V113H218ZM222 115H223V113H222ZM121 116H122V112H121ZM144 116V115H143ZM111 117V116H110ZM150 117H151V115H150ZM158 117V116H157ZM70 118H72V117H70ZM108 118V119H107ZM113 118V117H112ZM132 118V117H131ZM64 119V118H63ZM119 120H120V118H118ZM152 119V118H151ZM159 119V118H158ZM15 120V119H14ZM25 120V119H24ZM28 120V119H27ZM38 120V119H37ZM108 120V121H107ZM130 121H132V119H129ZM251 120V119H250ZM250 120H248V121H250ZM62 121V120H61ZM60 121V122H61ZM73 121V120H72ZM111 121H114L113 119L111 120ZM129 121V122H130ZM139 121V120H138ZM152 121V120H151ZM150 121V122H151ZM28 122V121H27ZM63 122V121H62ZM62 122H61V126H62ZM109 122V123H108ZM128 122V120H127V123H129ZM133 122V121H132ZM131 122V123H132ZM140 122V121H139ZM148 122V121H147ZM236 122L238 123V119L236 120ZM239 122H241V121H239ZM243 122V121H242ZM12 123V122H11ZM23 123V122H22ZM122 123H123V121H122ZM121 123V124H122ZM130 123V124H131ZM137 123V122H136ZM236 123V124H237ZM251 123V122H250ZM258 124H259V122H257ZM24 124V123H23ZM129 124V125H130ZM234 124V123H233ZM245 124V123H244ZM264 124V123H263ZM24 125H26V126H28L27 124H24ZM23 125V126H24ZM31 125V124H30ZM147 125V124H146ZM255 125H257V124H255ZM18 126V125H17ZM40 126V125H39ZM142 126V125H141ZM148 126V125H147ZM236 126H238V124L236 125ZM259 126V125H258ZM42 126H40V127H38V129L40 128V129H42L41 128ZM68 127V126H67ZM66 127V128H67ZM126 127H128V128H126V129H129V127H131V126H128L127 124H126ZM63 128H65V126H64V122H63V126L61 127V129H62V131L64 132V130L66 131V129H64L63 130ZM74 128V127H73ZM119 129V131H120V127H118ZM124 128V127H123ZM133 128V127H132ZM68 130L67 131H69L70 129L69 128H67ZM148 129V128H147ZM242 129V128H241ZM112 130V129H111ZM110 130V131H111ZM117 130V132H119ZM123 130H125V129H123ZM129 130H131V132H133L132 130L133 129H129ZM237 130H238V128H237ZM257 130H259V128L257 129ZM37 131V130H36ZM42 132H40V133H43V129L41 130ZM66 131V132H67ZM152 131V130H151ZM226 131V130H225ZM264 131V130H263ZM70 132V131H69ZM69 132H67L68 133V135L70 134ZM129 132V131H128ZM131 132H130V134H131ZM36 133V132H35ZM66 133V134H67ZM239 133V132H238ZM243 133V132H242ZM258 134H259V132H257ZM72 134V133H71ZM146 134V133H145ZM257 134V135H258ZM260 134H261V130H260ZM262 134H264V133H262ZM43 135V134H42ZM119 135V134H118ZM121 135V134H120ZM135 135V134H134ZM141 135V134H140ZM70 136V135H69ZM125 136V135H124ZM127 136V135H126ZM133 136V135H132ZM144 136V135H143ZM142 136V137H143ZM71 137V136H70ZM130 137V136H129ZM141 137V136H140ZM260 138L256 141L257 143H262V144H264V136H262L261 137V135L259 136ZM130 138H132V137H130ZM118 139H119V141H118ZM138 139H139V137H138ZM145 139V138H144ZM143 139V140H144ZM156 139V138H155ZM225 139V138H224ZM122 140H125V141H122ZM137 140V139H136ZM239 140V139H238ZM249 139H247V141H248ZM128 141H129V139H128ZM241 141V140H240ZM246 141V142H247ZM73 142V141H72ZM121 142V143H120ZM222 142V141H221ZM44 143V142H43ZM122 143H124L126 146L124 147V144H122ZM133 143V142H132ZM137 143V142H136ZM139 143V142H138ZM162 143V142H161ZM224 143V142H223ZM73 144V143H72ZM141 144V143H140ZM155 144V143H154ZM225 144V143H224ZM261 144V145H262ZM43 145V144H42ZM139 145V144H138ZM250 146V145H249ZM128 147V148H127ZM130 147H131V145H130ZM141 147V146H140ZM222 147H224V146H222ZM251 147V146H250ZM134 148V147H133ZM127 149L129 150V151H127ZM137 149V148H136ZM221 149H223V148H221ZM43 150H45V149H42V151ZM74 150V149H73ZM140 150V149H139ZM167 150V151H166ZM224 150V149H223ZM133 151V150H132ZM176 151H178V153H179V155H176L175 153H176ZM261 151H262V148H261ZM130 154L129 155V157H128V153ZM263 160H262V162L264 163V149H263ZM140 153V152H139ZM258 153V152H257ZM260 154V153H259ZM262 154V153H261ZM143 155V156H142ZM150 156V155H149ZM133 157H134V159H133ZM141 157H143V159L141 158ZM158 157V156H157ZM230 157H232V156H230ZM221 158V157H220ZM137 159V160H136ZM153 159V158H152ZM151 159V160H152ZM139 160V161H138ZM224 160V159H223ZM260 160V161H261ZM227 161V160H226ZM261 162V163H262ZM157 164V163H156ZM235 164V163H234ZM259 165H261V164H259ZM234 167V166H233ZM262 167V166H261ZM174 168H176V167H174ZM235 168V167H234ZM259 168H260V166H259ZM161 169V168H160ZM261 169V168H260ZM264 170V169H263ZM160 171V170H159ZM264 172V171H263ZM132 174V175H134L135 174V176H134V178H135V180L133 179H131V176L129 175V174ZM134 173V174H133ZM156 173H157V176H156ZM163 173V172H162ZM209 173V174H208ZM216 174V173H215ZM127 175H129V176H127ZM160 175V174H159ZM162 175V174H161ZM211 176V175H210ZM215 176V175H214ZM259 176H262V174L261 175H259ZM211 177H213V175L211 176ZM187 177H185V176H183V181L186 179ZM259 178H261V177H259ZM262 178H264V177H262ZM257 179V178H256ZM254 180V179H253ZM20 181V180H19ZM212 181V180H211ZM18 182V181H17ZM254 182H256V181H254ZM174 183V182H173ZM263 185H264V181H263ZM263 187V186H262ZM136 188V189H135ZM134 189V190H133ZM260 189V188H259ZM65 191V190H64ZM261 191H262V189H261ZM260 191V192H261ZM264 191V190H263ZM62 192V191H61ZM66 192V191H65ZM63 193V192H62ZM136 193V192H135ZM43 194V193H42ZM66 193H64L63 194V196L65 195ZM101 194V195H102ZM142 195H143V193H141ZM140 193H139V196H142ZM211 194V193H210ZM259 196H260V194H262V193H260L259 194V192L257 193ZM264 194V193H263ZM263 194L261 195V196H263ZM62 195V194H61ZM145 195V194H144ZM143 195V196H144ZM42 196V195H41ZM45 196V195H44ZM98 196V195H97ZM96 196V197H97ZM147 196V195H146ZM150 196V195H149ZM156 196V195H155ZM61 197V196H60ZM100 197V196H99ZM98 197V198H99ZM62 198V197H61ZM64 198V197H63ZM100 198H102V197H100ZM141 198V197H140ZM149 198V197H148ZM260 198V197H259ZM15 199V198H14ZM45 199V198H44ZM65 199H66V197H65ZM75 199V198H74ZM96 199V198H95ZM196 199V198H195ZM263 199V198H262ZM61 200V199H60ZM63 200V199H62ZM61 200V201H62ZM99 200V199H98ZM142 200H143V197H142ZM141 200V201H142ZM261 200V199H260ZM1 201V200H0ZM12 201H14V200H12ZM25 201H27V200H25ZM44 201V200H43ZM46 201V200H45ZM45 201H44V203H42V205L41 206H43V204L45 205L46 203H45ZM49 202L50 201H52V200H48ZM48 201H46V202H48ZM55 201H56V199H55ZM55 201H53V204L55 203ZM58 201V200H57ZM56 201V202H57ZM92 201V200H91ZM95 201V200H94ZM96 201H97V199H96ZM100 201V200H99ZM99 201H97V205H99ZM103 201V200H102ZM138 202V204H140L141 205V207H138V205H137V207L138 208H136L134 205H135V202ZM140 201V202H141ZM250 201V200H249ZM263 201V202H262ZM262 201H255V205L253 206L254 208H255V213L259 216V217H262L263 215H264V200H262ZM1 202H3V200L1 201ZM0 202V204H2ZM18 202V201H17ZM63 202L64 203H66V201H64L63 200ZM76 202H77V200H76ZM148 202V201H147ZM6 203V202H5ZM4 203V204H5ZM13 202H10L9 204H12ZM16 203V202H15ZM15 203L14 204H12V205H14V206H18L17 204H19V202L18 203H16V205H15ZM37 203V202H36ZM41 203V202H40ZM61 203V202H60ZM91 203V202H90ZM96 203V202H95ZM142 203V202H141ZM194 203V202H193ZM9 204H5V206L6 205H8V206H10ZM67 204V203H66ZM79 204V205H80ZM92 204H93V202H92ZM137 204V203H136ZM157 203H155V205H156ZM47 205V204H46ZM49 205V207L51 206L50 204H48ZM90 205V204H89ZM97 205H95L96 207H94V208H97ZM1 206V205H0ZM7 206V208L9 209H12L13 210V208L10 206V207H8ZM53 206H55V205H53ZM64 206H65V204H64ZM63 206V207H64ZM88 206V205H87ZM86 206V207H87ZM93 206H94V204H93ZM163 206V205H162ZM19 207V206H18ZM21 207V206H20ZM19 207V208H20ZM26 207H28V206H26ZM47 208H48V206H46ZM62 207V206H61ZM99 207V208H100ZM54 208V207H53ZM134 208H136V210L134 209ZM159 208V207H158ZM21 209H23V208H21ZM21 209L19 210V211H21ZM49 209V208H48ZM64 209H65V207H64ZM90 210L91 209V207H87V210ZM12 210H10L11 211V214H14V215H20V214H22L21 212L19 213V212H17L16 213V211H14V212H12ZM15 210V209H14ZM62 210H63V208H62ZM82 210V209H81ZM86 210V209H85ZM88 210V212H93V210H91V211H89ZM133 210V211H132ZM134 210H135V214H134ZM146 210V209H145ZM167 210V209H166ZM181 210V211H182ZM99 211V210H98ZM131 211V212H130ZM138 211V210H137ZM165 211V210H164ZM168 211V210H167ZM166 211V212H167ZM61 212V211H60ZM100 212V211H99ZM141 212V211H140ZM139 212V213H140ZM145 212H148V211H145ZM163 212V211H162ZM131 213V214H130ZM138 213V214H139ZM143 213V212H142ZM168 213H169V211H168ZM173 213V212H172ZM64 214H65V212H64ZM67 214V213H66ZM65 214V215H66ZM138 214H136V215H138ZM145 214V213H144ZM165 214V213H164ZM171 214V213H170ZM61 215V214H60ZM68 215V214H67ZM146 215L148 216L149 214L148 213H146ZM176 215V214H175ZM174 215V216H175ZM107 216V217H108ZM140 216H141V214H140ZM215 216V215H214ZM18 217V216H17ZM68 217V216H67ZM106 217V216H105ZM113 217V218H114ZM123 217H125L124 215H123ZM123 217H122V219H123ZM138 217V216H137ZM146 217V216H145ZM20 218V217H19ZM65 218V217H64ZM69 218H71V216L69 217ZM132 218V217H131ZM67 219V218H66ZM112 219V218H111ZM128 219V218H127ZM139 219H142V218H140L139 217ZM144 219V218H143ZM195 219V218H194ZM138 220V219H137ZM215 220H217V219H215ZM136 221V220H135ZM140 221V220H139ZM143 221V220H142ZM71 222V221H70ZM69 222V223H70ZM131 222V221H130ZM129 222V223H130ZM141 222V221H140ZM216 222V221H215ZM114 223V222H113ZM133 223V222H132ZM135 224V223H134ZM140 224V223H139ZM131 225V224H130ZM215 225H218V224H215ZM132 226V225H131ZM134 226V228H135V225H133ZM205 226V225H204ZM219 226V225H218ZM217 226V227H218ZM140 227V226H139ZM141 227H142V225H141ZM219 228V227H218ZM139 229V228H138ZM129 230V229H128ZM140 230V229H139ZM142 230H144V228L142 229ZM141 231V230H140ZM145 231V230H144ZM130 232V231H129ZM215 232V233H216ZM143 234V233H142ZM213 234V233H212ZM138 236V235H137ZM216 236V235H215ZM218 236V235H217ZM137 238V237H136ZM146 238V237H145ZM218 238V237H217ZM110 239H112V238H110ZM133 239V238H132ZM139 239H140V237H139ZM12 240L13 239H11V241L10 242H12ZM147 240H148V238H147ZM215 240V239H214ZM144 241H146L145 239H144ZM143 241V242H144ZM112 242V241H111ZM109 243V242H108ZM115 243V242H114ZM146 243H147V241H146ZM222 243V242H221ZM13 243H11L10 244V246L12 245ZM118 244V243H117ZM119 244H121V243H119ZM143 244V243H142ZM214 245V244H213ZM16 246V245H15ZM120 246V245H119ZM142 246V245H141ZM26 246H24V247H22V251L23 250H25V252H26V249H24ZM213 247V246H212ZM12 248V247H11ZM10 248V249H11ZM45 248V247H44ZM48 248H50V247H48ZM47 248V249H48ZM109 248V247H108ZM211 248V247H210ZM220 248V247H219ZM244 248H246L247 249V253L248 254H250V256L251 255H253L254 257H258L257 255H255L254 254V251H253V249H251V248H247V247H244ZM13 249V248H12ZM46 249V248H45ZM98 249V248H97ZM104 249V248H103ZM14 250V249H13ZM30 250H33V249H30ZM51 250H52V247H51ZM99 250V249H98ZM123 250H125V248L123 249ZM128 250V249H127ZM209 250H211V249H209ZM213 250V249H212ZM217 250H219V249H217ZM29 251V250H28ZM27 251V252H28ZM49 251V250H48ZM24 252V251H23ZM23 252H22V255H23ZM26 252V253H27ZM125 252V251H124ZM139 252V251H138ZM208 252V251H207ZM50 253V252H49ZM88 253H90V251L88 252ZM93 253V252H92ZM91 253V254H92ZM94 253H95V251H94ZM128 253V252H127ZM209 253H210V251H209ZM208 253V254H209ZM215 253V254H214ZM214 253H212L213 255H211L212 256V258L214 259V262L215 261H217L215 264H232V258H231V255H230V253L229 252H227V251H224V250H219L217 253L214 251ZM129 254V253H128ZM127 254V255H128ZM52 255H54V254H52ZM88 255V258H89V254H87ZM112 255V254H111ZM210 255V254H209ZM214 255H216V257H214ZM92 257L93 256H95V255H91ZM115 256V255H114ZM122 256V255H121ZM47 257H49V256H47ZM118 257H120V256H118ZM124 257H126V256H124ZM140 257V256H139ZM185 257H186V255H185ZM252 257V256H251ZM116 258V257H115ZM127 258V257H126ZM135 258H136V256H135ZM189 258V257H188ZM94 259H96V256H95V258ZM98 259V258H97ZM136 259H138V258H136ZM140 259V258H139ZM215 259H217V260H215ZM92 260H93V258H92ZM128 260V259H127ZM131 260V259H130ZM234 260V259H233ZM261 260V264H264V259L262 260V259H260ZM136 261V260H135ZM141 261V260H140ZM140 261L138 262V260H137V262L138 263H136V264H139L140 263ZM50 262V261H49ZM84 262L85 261H83V263L82 264H84ZM92 262V261H91ZM94 262V261H93ZM96 263H97V261H95ZM94 262V264H96ZM183 262V261H182ZM98 263H99V261H98ZM116 263H118V262H116ZM189 263V262H188ZM187 263V264H188ZM192 263V262H191ZM235 263V262H234ZM115 264V263H114ZM140 264H142V263H140ZM177 264V263H176ZM180 264V263H179ZM181 264H183V263H181ZM190 264V263H189ZM192 264H194V263H192ZM212 264V263H211Z\"/></svg>", "mask_w": 264, "mask_h": 264}, {"label": "built area", "instance_id": "3", "mask_svg": "<svg viewBox=\"0 0 264 264\" xmlns=\"http://www.w3.org/2000/svg\"><path fill=\"white\" fill-rule=\"evenodd\" d=\"M211 0H198V9L201 16L203 43L206 48V53L210 48V21H211ZM202 141H201V158L208 162L212 156L211 137L212 126L210 121V110H206L202 125Z\"/></svg>", "mask_w": 264, "mask_h": 264}, {"label": "water", "instance_id": "4", "mask_svg": "<svg viewBox=\"0 0 264 264\" xmlns=\"http://www.w3.org/2000/svg\"><path fill=\"white\" fill-rule=\"evenodd\" d=\"M192 15H194V16H195V15H196V13H195V12H193V13H192Z\"/></svg>", "mask_w": 264, "mask_h": 264}]
</instances>
